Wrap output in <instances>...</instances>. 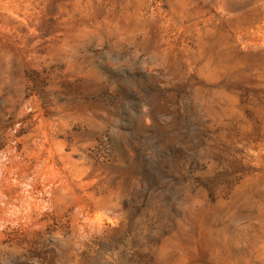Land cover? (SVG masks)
<instances>
[{"label":"rangeland","instance_id":"rangeland-1","mask_svg":"<svg viewBox=\"0 0 264 264\" xmlns=\"http://www.w3.org/2000/svg\"><path fill=\"white\" fill-rule=\"evenodd\" d=\"M264 264V0H0V264Z\"/></svg>","mask_w":264,"mask_h":264},{"label":"bare ground","instance_id":"bare-ground-1","mask_svg":"<svg viewBox=\"0 0 264 264\" xmlns=\"http://www.w3.org/2000/svg\"><path fill=\"white\" fill-rule=\"evenodd\" d=\"M263 264V263H262Z\"/></svg>","mask_w":264,"mask_h":264}]
</instances>
